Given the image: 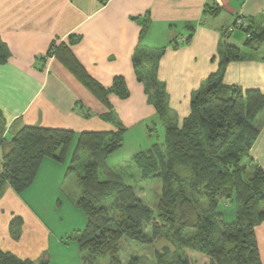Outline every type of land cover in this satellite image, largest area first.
Segmentation results:
<instances>
[{
    "label": "trees",
    "instance_id": "16d2710c",
    "mask_svg": "<svg viewBox=\"0 0 264 264\" xmlns=\"http://www.w3.org/2000/svg\"><path fill=\"white\" fill-rule=\"evenodd\" d=\"M245 32V49L225 41L228 36L220 44L219 71L209 78L206 88L193 93L190 113L181 123L169 105L166 85L158 79L164 51L137 49L136 75L145 85L148 103L156 110L152 124L155 131L161 126L162 141L138 152L133 162L140 181L162 182L154 206H148L136 194L135 186L108 166L109 155L123 148L127 132L115 123L116 131L81 133L24 126L10 141L0 132L4 159L0 164V194L6 185L20 195L29 189L44 159L64 163L71 157L68 171L76 172L75 165L82 153H87L89 161L79 173L81 193L77 201L87 224L75 237L84 264H97L103 257H110V264H126L120 257L125 240L153 245L160 238L169 239L177 250L157 252L158 264H192L186 251L206 257L209 264H263L256 227L264 221V169L250 152L260 133L254 122L264 112V93L243 91L222 81L227 64L244 60L247 51L264 44V26L259 30L251 25ZM60 51L70 72L108 108V94L116 92L122 99L128 98L122 77L114 80L112 89H106L68 48L62 46ZM57 52L53 46L48 55ZM10 57L11 51L0 37V64ZM71 151L72 156H68ZM222 203L235 206L233 221L225 220ZM22 224L20 218L14 219L12 232H21ZM0 264L51 262L47 256L37 262L0 249ZM127 264L142 261L132 257Z\"/></svg>",
    "mask_w": 264,
    "mask_h": 264
},
{
    "label": "crops",
    "instance_id": "0c3cea01",
    "mask_svg": "<svg viewBox=\"0 0 264 264\" xmlns=\"http://www.w3.org/2000/svg\"><path fill=\"white\" fill-rule=\"evenodd\" d=\"M251 25L259 30L264 26V0H0V37L11 51L8 62L0 64L2 138L10 141L24 126L81 133L152 122L156 110L134 67L139 47L164 51L158 79L166 85L169 105L181 123L190 113L193 93L206 88L219 71L220 44L230 34L228 43L240 47L236 29L245 32ZM53 46L58 52L49 56ZM62 46L104 88L112 89L114 80L122 77L128 98L112 92L111 109L104 105L64 64ZM246 54L244 60L226 65L222 81L264 93V44ZM261 121L250 155L264 169V117ZM3 160L0 147V164ZM66 161L42 162L34 184L21 195L6 185L0 194L1 250L34 261L44 257L51 236L25 196L46 167L47 172L53 168L51 174L54 169L60 172L58 183L70 157ZM16 218L23 223L18 234L11 230ZM256 236L264 264V221L256 227Z\"/></svg>",
    "mask_w": 264,
    "mask_h": 264
},
{
    "label": "rangeland",
    "instance_id": "374dc122",
    "mask_svg": "<svg viewBox=\"0 0 264 264\" xmlns=\"http://www.w3.org/2000/svg\"><path fill=\"white\" fill-rule=\"evenodd\" d=\"M236 35H238L239 41H241L239 42L240 47L245 49L243 43L246 39V33L240 29H236ZM229 38L230 34L225 41H229ZM263 117L264 112L257 117L254 125L260 126ZM151 119L144 121V124H137V126L134 125L127 129L123 148L109 155L108 166L118 171L127 183L133 184L143 201L152 207L161 194L162 182L160 179H151L147 183L140 181L138 178L140 172L133 162V157L138 152L145 150L153 143L162 141L161 126L157 127L158 130L156 129L155 131L156 126L152 124ZM148 127L152 130L150 131ZM116 130H118V126ZM75 143L74 141V147ZM72 153L71 151L68 156H72ZM48 160L44 159V164L47 165L48 162H51L49 164L52 165V162L54 163V161ZM88 161V154L82 153L81 160L75 165L76 172L68 171L69 164L66 168L68 176L63 174L59 178L58 183L56 182L60 172L54 169L55 174H51L49 172L53 171V168H49L47 172L46 167L45 172L39 174L35 189L30 193H26V202L32 207V212L39 216L40 220L45 224L51 236L47 252L41 258L44 259L47 256L51 264H84V255L80 251L75 237L76 234L85 229L87 224L86 216L78 208L77 201L81 193L79 175L83 173V169ZM66 162H58V164L63 165ZM141 186L144 187L143 191L139 190ZM221 205L220 210L224 211L225 220H229L231 215L235 217L236 209L233 204L222 203ZM122 247L123 251L120 257L126 264L132 257H139L142 264H158L157 252H163L167 248L172 251L177 250V246L165 238L156 240L153 245H143L131 240H125ZM186 253L192 264H209V260L202 255L189 251H186ZM172 260V256H169L168 261L171 262ZM97 264H110V257L99 258Z\"/></svg>",
    "mask_w": 264,
    "mask_h": 264
},
{
    "label": "built area",
    "instance_id": "2783aa9c",
    "mask_svg": "<svg viewBox=\"0 0 264 264\" xmlns=\"http://www.w3.org/2000/svg\"><path fill=\"white\" fill-rule=\"evenodd\" d=\"M238 24H240V26H244V25H245V24L243 23L242 20H240V21L238 22Z\"/></svg>",
    "mask_w": 264,
    "mask_h": 264
}]
</instances>
